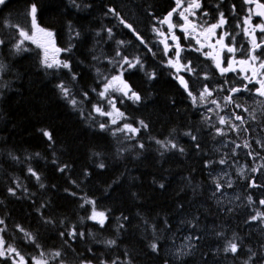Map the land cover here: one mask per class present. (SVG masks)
Listing matches in <instances>:
<instances>
[{"label":"trees","instance_id":"trees-1","mask_svg":"<svg viewBox=\"0 0 264 264\" xmlns=\"http://www.w3.org/2000/svg\"><path fill=\"white\" fill-rule=\"evenodd\" d=\"M153 3L0 4V239L25 264H259L264 216L244 219L241 200L215 198L221 159L211 125L193 103L196 87L213 90L224 79L202 54H191L183 92L159 50L136 43L117 23L114 9H125L135 17L133 30L148 32L133 22L156 14ZM32 5L68 68L46 67L38 44L19 35L33 31ZM233 5L240 13L237 0ZM235 46L245 52L239 39ZM258 54L264 62V48ZM123 84L131 89L127 96ZM246 139L241 134L242 148ZM94 211L104 213L103 226L91 218ZM229 242L237 244L235 254L225 251ZM0 264L16 263L2 255Z\"/></svg>","mask_w":264,"mask_h":264},{"label":"flooded vegetation","instance_id":"flooded-vegetation-1","mask_svg":"<svg viewBox=\"0 0 264 264\" xmlns=\"http://www.w3.org/2000/svg\"><path fill=\"white\" fill-rule=\"evenodd\" d=\"M114 1L116 4L119 2L129 4L132 8L135 2V0ZM152 1L154 2L152 6L160 9L156 14H149V18L133 22L135 25L145 24V27L148 26L149 28L148 32L145 31L144 34L133 30L142 39V42H137L136 40L135 42L138 44L145 43V45L149 42V47H156L162 54L163 59L167 61H170L175 55L176 61L179 59L182 63H185L184 60L186 57L192 56L191 54H202V58L206 60L205 63L209 68L214 70L218 77L221 76L224 79L225 84H218L214 86L213 91H208L213 92L216 102L220 101L226 107V109L223 108L224 112L229 114L232 121L235 122V129H229L230 134L234 135L237 133L232 141L240 146V137L241 134H244L247 138L244 144L248 145L243 148L240 146L242 154L238 153L237 158L244 162L239 163L238 167H243L244 172L240 175L239 179L242 178V180L237 182L236 188L228 189V200L230 199L231 203H239L238 201L241 200L244 219L251 218L250 220L255 221L257 216H264V204H261V201H264V127L262 128L259 125V118L264 114V96L256 94V89L260 88V83L257 81L264 82V74L262 69L259 68L260 59L253 62L250 60V56L259 57L258 53L264 48V32L255 27L256 25L264 24L261 16L256 14L260 12L257 5L264 4V0H252L251 3H246L245 0H237L241 14L237 10L238 8L233 5L235 0H197L200 7L192 8L188 12L184 10L188 8L192 0H180L179 7L177 6V0ZM114 10L116 11L119 25L131 26L135 17L130 16L125 9V14L122 13V9ZM181 12L187 17V21L180 16ZM169 13H172L169 23L173 25L171 28L169 24L165 25L163 23L164 18ZM205 13L207 14L205 15ZM221 14H223L225 23L211 32L208 31L213 25L219 24ZM249 17L250 22L246 24L245 20L249 19ZM131 35L133 37L132 33ZM173 37L176 39H173ZM44 39L51 43V52L55 54L57 52L55 51L56 36L54 34L52 37L44 35ZM238 39L245 45L243 54H240L235 46V42ZM253 39H255L257 44L261 45L254 52L252 51ZM217 40H220L221 43H217ZM52 42H54V46ZM165 44L168 45L167 49ZM222 45L232 47L235 51L229 53L227 48ZM213 57L222 61L221 67H228L231 64V70L221 74L222 72H219L221 71L220 68H217L213 62ZM191 59L188 60L190 61ZM246 59L249 60L252 73L245 67L246 64L242 65L240 63L241 60ZM253 68L256 69L255 75H253ZM236 89H240V91H235ZM197 90H199L198 87H196L195 94ZM229 97L231 102L227 99ZM244 102L249 103L246 106L247 108L252 103V108L261 114L258 119H253L254 116H252L251 112L248 115L243 108L237 107V105ZM236 116H240L242 119H236ZM200 121L211 125L208 131L215 136L214 146L219 151V158L222 160L225 156H229L227 155L229 149L224 147L226 139L229 137L220 135L218 129L214 128L211 121L207 119H200ZM232 185V183L229 184V186ZM243 196L249 198L252 203L246 201ZM255 204L258 205L259 212L252 209ZM261 239L262 243L258 246L259 264H264V230L262 231Z\"/></svg>","mask_w":264,"mask_h":264},{"label":"rangeland","instance_id":"rangeland-1","mask_svg":"<svg viewBox=\"0 0 264 264\" xmlns=\"http://www.w3.org/2000/svg\"><path fill=\"white\" fill-rule=\"evenodd\" d=\"M35 31L36 30L33 29L32 32H35ZM35 39L37 41L36 44L39 43V44L44 45V47H40L44 52V57H45V48H47V61H48V63H52L53 60L60 61L58 59V52H56L55 54H52V52L49 51V47H50L51 43L47 42L46 39H44L43 33L36 32ZM207 57H209V56H207ZM213 58H214L213 62L216 65L218 59L216 57H213ZM148 59L151 60L150 58H148ZM165 61L168 65H170L172 67V69L175 72V75L177 77L180 75H183L184 73H188V74L191 73V71L188 70L190 68V66L184 65L181 62V60H179V59H178V61H176L175 55H173V57L170 59V61L172 62L171 64L169 63V61H167V60H165ZM219 62L221 64L222 61L219 60ZM53 66L58 67L56 64H53ZM184 66H186V67H184ZM245 67L249 69L250 73H252V67L249 63L246 64ZM219 72H221V71H219ZM224 73H226V72H224ZM224 73H221V74H224ZM212 91H210L211 95L204 94L203 98H201V94L204 93V89L202 88V89L197 90L193 103L195 104L196 107H198V109L199 108L203 109L202 114L204 115V118L213 123L214 128L218 129V131H219L218 133L220 135H227L229 137L226 139V142L224 144V147L229 149V151H227V155H229V156H225L224 158H222L221 161H224L223 163H221V161L216 163L215 168H216L217 173L214 175L216 178L215 179L216 187L218 184L220 185L219 188L217 187V191L214 192V195H215V198H217L219 201H221L220 203L223 204L224 202H226V199H228V190H227V188L225 189L223 187H229V188H233V189L236 188L237 182L242 180V178L239 179V177L244 172L243 167L239 168L238 164L241 162H244V161L237 158L238 153L242 154V152H240V146L237 147L238 144L232 141L236 137L237 133L233 135V134H230L231 132L229 131V129H235V127H234L235 122L232 121V118L230 117L229 114L224 112V109H226V107L220 101H217L218 103L217 102L212 103V101L215 100ZM192 100H193V98H192ZM250 104L251 105L249 108L246 107L247 105H249V103H247V102L240 103L239 107L243 108L244 111L247 112L248 115H250L249 112H251L252 116H254L253 119H258L261 114H259V112H257L256 110H254L252 108V103H250ZM109 111H110L109 112L110 113L109 119L111 121H113L114 119L117 118V112L113 108H110ZM221 118H223L225 120V123H223V124L220 123ZM231 183L233 185L229 186V184H231ZM243 197L246 201H249L252 203V201L249 198H247L245 196H243ZM252 209L259 212L257 204L253 205ZM246 226L248 227L247 223H246ZM0 252H3V255L8 256L16 264H21V261L19 260L17 255H15L13 252H9L8 249H4L2 246H0ZM40 262H41V264H44L42 261H40Z\"/></svg>","mask_w":264,"mask_h":264},{"label":"snow or ice","instance_id":"snow-or-ice-1","mask_svg":"<svg viewBox=\"0 0 264 264\" xmlns=\"http://www.w3.org/2000/svg\"><path fill=\"white\" fill-rule=\"evenodd\" d=\"M245 2H246V3H251L252 0H245ZM4 3H5V0H0V4H4ZM177 6H178V7L180 6V0H177ZM199 7H200V4L197 2V0H192V3H190L189 6H188V8H185L184 11H185V12H188V11H190V9H192V8H199ZM257 7L261 8V9H264V4H258ZM36 12H37V8H36V6H35V5H32V6H31V9H30L31 23H32V28L35 29L36 31H35V32H32L31 35H29L28 32L23 31V30H21V31L19 32V35H20V36H22V37H23L24 39H26V40H31L33 43H37V41H36V39H35L36 32L43 33L44 35H46V36H48V37H52V35H53L51 32L46 31L45 29L39 27V25H38L37 22H36ZM206 14H207V13H205V15H206ZM256 14L259 15V16H264V11H260V12H258V13H256ZM171 15H172V13H169V18L171 17ZM180 16H181L183 19H185V20L187 21V17L184 16V13H183V12L180 13ZM121 22L123 23V21H121ZM166 22H167V21H166ZM249 22H250V17H249V19H246V20H245V23H246V24L249 23ZM224 23H225V21H224V18H223V14H221V18H220L219 24H218V25H213L211 29H208V31L211 32V31H213L216 27H219V26L223 25ZM126 27H127V25H126ZM169 27L171 28V27H173V25H172V24H169ZM255 27H258V28L260 29V31L264 32V24H259V25H256ZM182 30H184V29L182 28ZM109 34H111V30H109ZM173 39H176V38L173 37ZM52 43H53V46H54V42H52ZM217 43H221V41H220V40H217ZM37 46H39V47H44L43 44H39V43H38ZM222 46H223V47H226V48H227V51H228L229 53H232V52L235 51V49L232 48V47H229V46H226V45H222ZM167 47H168V45L165 44V48H166V49H167ZM177 47H179V46H177ZM259 47H261V45H260V44H257L256 41H255V39H253V47H252V51L254 52V51H255L257 48H259ZM16 48L19 50L20 45L17 44V45H16ZM55 51L59 52L60 49L56 48ZM262 55H264V54H262ZM177 56H178V52H177ZM257 59H259V57L255 56V55H251V56H250V60L253 61V62L256 61ZM124 63H127V64L129 65V67H135V64H133L132 62L128 61L126 58H124ZM136 63H139V60H138V59L136 60ZM169 63L171 64L172 62L169 61ZM240 63H241L242 65H243V64H247V63H249V60H247V59H246V60H241ZM53 64H56L57 66H62V67H64V68H68V67H69V65H68L67 63H64V62H61V61H58V60H53L52 63H48V62H47V48H45V66L48 67V68H52V67H53ZM216 66H217V68H220V70H221L222 73L231 70V64H229L228 67H221V64H220L219 60L217 61ZM184 67H186V66H184ZM259 68H260V69H264V62H261V63H260ZM188 70L191 71L190 68H189ZM255 74H256V69L253 68V75H255ZM113 79H114V80H118L119 77H114ZM249 79H250V78H249ZM250 82H251V81H250ZM257 82L260 83V88L256 89V94H258V95H260V96H264V82H261V81H257ZM181 83L184 84L185 88L187 89V84L184 82V80H183L182 78H181ZM58 87H59L60 90L65 94V96L68 95V90L64 87L63 84L59 85ZM124 89H128V91H124ZM120 90H121V91H124V95H126V96H127L128 93L131 91V89L128 88V85H127V84H123V88L120 89ZM105 91H107V87L105 88ZM235 91H240V89H236ZM204 94L211 95V93L208 91L207 87H205V89H204V93L201 94V98H203V95H204ZM102 95H103V93H102ZM189 95H191V93H189ZM129 98H130V99H133V98H134V99L137 100V101L140 100V96L137 95L135 92H131V96H130ZM194 99H195V98H194ZM227 99H228L229 102H231V98H230V97L227 98ZM109 102L111 103V101H109ZM72 103L75 104V103H76L75 100H73ZM212 103H216V101L213 100ZM237 107H239V105H237ZM96 111H97V112H100L101 115H105V113L101 112V110H100L99 108H97ZM108 115H110V113H108ZM119 115L122 116L123 113H119ZM236 119H242V118H241L240 116H236ZM115 122H116V121L113 120V123H115ZM141 123H143V122H141ZM220 123H222V124L225 123V120H224L223 118H221ZM125 127L128 128L129 131H132V132H135V131H136V129L130 128V127L127 126V125H125ZM145 127H146V125H145ZM42 131H43L44 136H46L49 140L52 139L51 134H50L47 130H42ZM193 139H195V137H193ZM157 143H161V142H160V141H157ZM162 146H163V145H162ZM245 146L247 147L248 145L245 144ZM171 147L175 148L176 145H175V144H172ZM237 147H239V145H237ZM181 151H183V149H181ZM223 162H224V161H221V163H223ZM101 167H103V165H101ZM29 171L32 172L31 169H29ZM61 171H63V169H61ZM32 175H33V176H36V179H37V180L40 179L39 176H37V174H36L35 172H32ZM41 187H43V184H41ZM217 187L219 188L220 185L218 184ZM261 204H264V201H261ZM97 217L99 218V219H98V223H100L101 226H103V223H104V213H102V212L97 213V212L94 211V212H93V215H92L91 218H92V219H97ZM254 219H255V217H254ZM0 223H3V221H0ZM25 235L27 236L28 233H25ZM72 235H76V233H72ZM80 235H83V234L81 233ZM108 243H109V244H113V243H115V242H114V241H108ZM2 244H3V240L0 239V246H2ZM152 248H153V250H155L156 245L153 244V245H152ZM8 251H9V252H15V249L9 248ZM225 251H230V252H232L233 254H235V253L238 251L237 244L234 243V242H229L228 246L225 248ZM2 255H3V252H0V256H2ZM17 255H18V253H17ZM54 255H55V256H59L60 253L57 252V253H54ZM21 264H24V262H23V258H21ZM36 264H41V262H40V261H37Z\"/></svg>","mask_w":264,"mask_h":264},{"label":"water","instance_id":"water-1","mask_svg":"<svg viewBox=\"0 0 264 264\" xmlns=\"http://www.w3.org/2000/svg\"><path fill=\"white\" fill-rule=\"evenodd\" d=\"M260 11H264V9L259 8ZM261 18L264 21V16H261ZM167 21V22H166ZM165 25H168L170 23V18H169V14L164 18V22ZM129 30L131 31V33L133 34V39L136 40L137 42H142V39L139 37V35H137L135 32H133L131 30V28H129ZM181 78L184 80V82L187 84L185 78L183 76H180L178 78V87L182 90V91H187L188 90V85H187V89L185 88L184 84L181 83Z\"/></svg>","mask_w":264,"mask_h":264},{"label":"bare ground","instance_id":"bare-ground-1","mask_svg":"<svg viewBox=\"0 0 264 264\" xmlns=\"http://www.w3.org/2000/svg\"><path fill=\"white\" fill-rule=\"evenodd\" d=\"M146 57V56H145ZM148 59V58H147ZM258 245H260V244H258ZM256 246V245H255ZM230 263V262H229Z\"/></svg>","mask_w":264,"mask_h":264}]
</instances>
